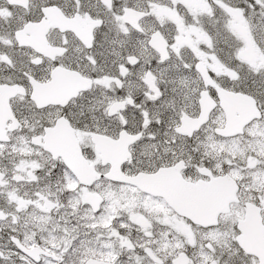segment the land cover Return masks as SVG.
Segmentation results:
<instances>
[{
    "label": "snow or ice",
    "instance_id": "1",
    "mask_svg": "<svg viewBox=\"0 0 264 264\" xmlns=\"http://www.w3.org/2000/svg\"><path fill=\"white\" fill-rule=\"evenodd\" d=\"M0 264H264V0H0Z\"/></svg>",
    "mask_w": 264,
    "mask_h": 264
}]
</instances>
